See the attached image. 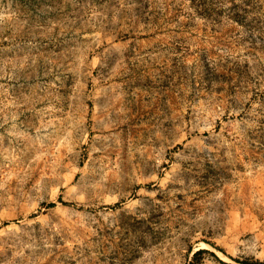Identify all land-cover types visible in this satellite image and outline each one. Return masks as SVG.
<instances>
[{
  "label": "rangeland",
  "instance_id": "1",
  "mask_svg": "<svg viewBox=\"0 0 264 264\" xmlns=\"http://www.w3.org/2000/svg\"><path fill=\"white\" fill-rule=\"evenodd\" d=\"M257 262L264 0H0V264Z\"/></svg>",
  "mask_w": 264,
  "mask_h": 264
},
{
  "label": "trees",
  "instance_id": "2",
  "mask_svg": "<svg viewBox=\"0 0 264 264\" xmlns=\"http://www.w3.org/2000/svg\"><path fill=\"white\" fill-rule=\"evenodd\" d=\"M205 250H198L197 252L194 253V257H197L198 255H201ZM257 264H262L261 262H257Z\"/></svg>",
  "mask_w": 264,
  "mask_h": 264
}]
</instances>
